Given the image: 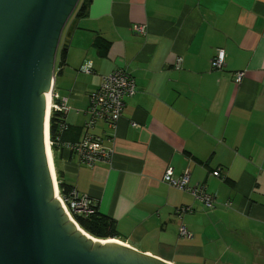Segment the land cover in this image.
I'll list each match as a JSON object with an SVG mask.
<instances>
[{"label": "crops", "instance_id": "crops-1", "mask_svg": "<svg viewBox=\"0 0 264 264\" xmlns=\"http://www.w3.org/2000/svg\"><path fill=\"white\" fill-rule=\"evenodd\" d=\"M84 3L56 57L54 93L68 107L62 144L82 140L89 95L110 72L125 70L135 93L114 125L87 130L111 160L86 165L58 148L61 180L144 254L169 264H223L226 251L247 248L253 264H264V0ZM218 50L225 58L214 70ZM170 171L188 172L185 190L164 182ZM195 188L213 197L212 208Z\"/></svg>", "mask_w": 264, "mask_h": 264}, {"label": "water", "instance_id": "water-1", "mask_svg": "<svg viewBox=\"0 0 264 264\" xmlns=\"http://www.w3.org/2000/svg\"><path fill=\"white\" fill-rule=\"evenodd\" d=\"M79 2L0 0V264H169L89 235L54 198L45 94Z\"/></svg>", "mask_w": 264, "mask_h": 264}, {"label": "built area", "instance_id": "built-area-1", "mask_svg": "<svg viewBox=\"0 0 264 264\" xmlns=\"http://www.w3.org/2000/svg\"><path fill=\"white\" fill-rule=\"evenodd\" d=\"M133 30L137 34L145 33L144 26H134ZM225 52L218 50L216 56L211 60V67L214 70H220L223 67ZM179 63V59L176 61ZM87 73L89 68L84 69ZM243 72H237L234 80L239 83L243 78ZM135 93V82L125 70H114L102 79L100 86L90 93V104L87 109L89 116L86 123L88 129L93 128L98 121H104L110 125H114L122 116V110L125 104V99L130 98ZM52 108L55 111L63 114L68 110L65 102H59L57 94H51ZM62 150H73L78 152L80 162L82 164L91 165L95 161L109 162L112 158V151L102 146L99 137H96L87 131L82 143L76 144H61ZM76 152V153H77ZM213 176L219 177L220 172L216 170L212 173ZM164 182L170 186L180 190H185L188 182V172L175 176L172 171L167 172L163 177ZM191 193L200 199L205 208H212L214 199L206 194L203 188H195ZM66 210L71 216L79 215L83 217H91L96 214L97 209L91 199L81 194L75 187L68 189L65 195H60ZM179 211H188L187 208H181ZM180 235H187L186 229L180 228Z\"/></svg>", "mask_w": 264, "mask_h": 264}, {"label": "trees", "instance_id": "trees-1", "mask_svg": "<svg viewBox=\"0 0 264 264\" xmlns=\"http://www.w3.org/2000/svg\"><path fill=\"white\" fill-rule=\"evenodd\" d=\"M84 2H86V0H83L82 4L80 5L76 13L74 14V18L79 17V15H83V11L85 10ZM63 115L64 114L62 112L53 110L50 116V120H49V138L51 141V149H52L54 162H55L56 149L60 148V145L64 143L61 141V138H60L61 133H63L64 129L66 128ZM78 144L79 143H76V145ZM55 165H56V162H55ZM57 181H58V188H59L60 194L65 195L69 188H67L66 184L61 180L60 176L58 175V172H57ZM74 219L84 231H86L89 235L95 238H98V239L120 238L119 234L116 231L114 223L110 221L108 218L100 215L98 211L96 212L95 215L91 217H83L79 215H74Z\"/></svg>", "mask_w": 264, "mask_h": 264}, {"label": "bare ground", "instance_id": "bare-ground-1", "mask_svg": "<svg viewBox=\"0 0 264 264\" xmlns=\"http://www.w3.org/2000/svg\"><path fill=\"white\" fill-rule=\"evenodd\" d=\"M81 1V0H80ZM82 3L79 2L77 8L75 9V11L73 12L71 18L74 16V14L76 13L77 9L80 7ZM70 18V19H71ZM69 24V22H68ZM70 26V24H69ZM67 30H68V26H67ZM69 31V30H68ZM64 35L66 36V32L63 34L62 38L64 37ZM62 40V39H61ZM60 45H61V41H60ZM64 47V46H63ZM62 47V48H63ZM61 46L59 47V50H60ZM90 69V68H89ZM55 71H56V66H55ZM91 72V71H90ZM89 72V73H90ZM102 82V81H101ZM89 99H90V95H89ZM45 101H46V114H45V151H46V156H47V161H48V165H49V168H50V173H51V178H52V181H53V185H54V190H53V194H54V198L57 200V202L62 206L63 210L65 211V213L68 215L67 217L69 218V220L73 223H75L77 225V227L79 229H82L78 224L77 222L75 221L74 219V216H71L68 211L66 210V207L64 205V203L62 202L61 200V197H60V193H59V190H58V185H57V180H56V174H55V167H54V163H53V154H52V149H51V146H50V140H49V117H50V113H51V110H52V102H51V91H48L46 92L45 94ZM90 104V103H89ZM87 112V111H86ZM88 115V114H87ZM89 117V116H88ZM99 122V121H98ZM104 122V121H102ZM106 123V122H105ZM87 127V125H86ZM87 130H88V127L86 128V132H85V135L87 133ZM84 135V137H85ZM95 136V135H94ZM84 137L82 138V140L84 139ZM98 137V136H96ZM82 140H80L79 142L77 143H82ZM80 157V156H79ZM93 202V201H92ZM96 206V205H95ZM97 209V207H96ZM83 230V229H82ZM84 231V230H83ZM86 232V231H84ZM112 241H114L115 243H118V244H123L125 246H128L127 244H125L121 239L117 238V239H113Z\"/></svg>", "mask_w": 264, "mask_h": 264}, {"label": "rangeland", "instance_id": "rangeland-1", "mask_svg": "<svg viewBox=\"0 0 264 264\" xmlns=\"http://www.w3.org/2000/svg\"><path fill=\"white\" fill-rule=\"evenodd\" d=\"M82 2H83V0L80 1V3H82ZM73 17L69 20V24L73 20ZM69 24H67V26ZM63 44H65V42L62 39L61 40V48L63 47ZM229 246L230 247L231 246L232 247H235L234 245H229ZM214 259H216V258H214ZM253 259H254V256H252L251 252L247 248L245 250L244 249H241L240 252H236L232 248L231 250L226 251L225 252V256H222V258H219L218 260L221 263H223V264H253L254 263ZM201 264H203V260H202V263Z\"/></svg>", "mask_w": 264, "mask_h": 264}]
</instances>
